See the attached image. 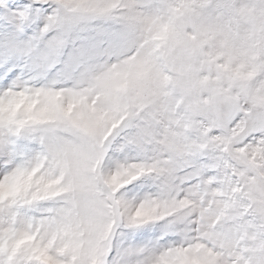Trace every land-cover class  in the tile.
<instances>
[{
  "label": "snow or ice",
  "instance_id": "1",
  "mask_svg": "<svg viewBox=\"0 0 264 264\" xmlns=\"http://www.w3.org/2000/svg\"><path fill=\"white\" fill-rule=\"evenodd\" d=\"M0 264H264V0H0Z\"/></svg>",
  "mask_w": 264,
  "mask_h": 264
}]
</instances>
